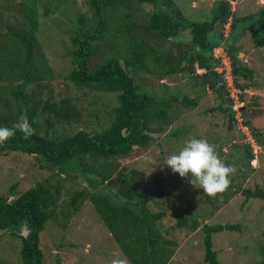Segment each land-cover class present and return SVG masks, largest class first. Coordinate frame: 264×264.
<instances>
[{
    "label": "trees",
    "instance_id": "obj_1",
    "mask_svg": "<svg viewBox=\"0 0 264 264\" xmlns=\"http://www.w3.org/2000/svg\"><path fill=\"white\" fill-rule=\"evenodd\" d=\"M84 1L90 11H79L76 15L72 36L75 49L69 52L74 68L67 78L80 88L117 94L119 105L112 108L106 116L111 123L108 128L97 127L92 132L83 129L70 136L57 133L58 126L80 123L83 115L71 97L61 100L52 97L43 99L45 89L49 87L42 85V82L51 78L52 73L36 35L39 29L37 12H27L31 30L25 25L22 33H4V37L8 36V41L0 46V83H9L0 85V126L12 127L21 113H26L34 134L24 139L17 132L14 137L0 145V152L30 154L44 170L51 168L59 172L54 171L46 180L13 200L0 196V236L9 235L20 241L19 264H43L44 253L40 238L46 231L47 224L60 218L67 221L68 213H78L86 202L91 201L130 264H170L177 254L179 244L166 236L169 231L163 218L167 213L164 209L155 210L152 206L153 200L163 195L178 197L175 193L190 178L179 180L171 192L159 191L151 199L146 193H140L136 189L139 178L137 169H131L129 176L125 173V168L121 171L116 170L117 168L112 170L106 165H102L103 169L98 168L99 159H127L136 146L139 151H143L149 143L155 141V135L164 133L165 128L173 122L169 114L177 104L187 102L192 108L196 106V101L187 96L181 102L178 95L157 98L144 93L141 86L135 83V77L142 72L165 79L189 70L198 78V87H207L215 96L223 97L225 91L219 85L223 77L217 71L222 60L215 57V50L223 47L231 61L237 86L242 90L247 88L248 85L240 83L239 80L245 76L250 79L252 72L243 67L238 59L239 52L242 51L224 41L223 30L231 21L230 41H237L244 31L249 30L255 47L264 49V6L259 15L258 28H250L248 22L252 16L237 17L231 10L230 0H215V6L210 10L195 9L201 10L207 18L193 23L188 22L173 0ZM146 4L153 6V14L144 30L140 33L136 24L127 27L123 23L120 24L119 35L111 40L108 32L110 21L123 15L121 9L124 7L129 16L134 17V7L138 6V10L142 11ZM211 17L213 18L210 20ZM216 23L221 26L219 32L215 31ZM147 37L152 38L154 46L147 41ZM161 39L166 42L173 41L172 49L175 45H184V40L190 41L189 46L175 57L173 52L168 54L165 50L158 49L163 46L158 41ZM105 45L108 46L106 50L110 49L114 54H108L104 64L94 69L89 67L91 57ZM184 62L188 65L183 66ZM197 63L200 68L207 70L206 74L196 75ZM34 82L38 88L28 91V87ZM124 129L126 135L123 133ZM172 136L179 138L178 133ZM221 151L222 147L218 148L217 152L221 154ZM246 153L249 162L253 160L254 155L249 148ZM73 175L81 176L91 188L81 191L69 189L67 194L71 196L61 203L63 209L58 211L66 177ZM54 180L56 182L52 185ZM17 186H12V196H16ZM232 186L229 183L222 193L228 195L227 197L232 195ZM243 195L247 200L253 198L264 201V190L259 187L256 191L247 189L243 191ZM214 198L218 199V196H207V199H203L216 205ZM181 201L190 204L183 199ZM193 208L191 206L186 214L179 215L177 212V223L172 229L196 232L201 228L205 234V262L221 264L217 251L214 250L213 234L225 230L237 231L240 227L231 223L202 226L194 218ZM24 228L29 231L27 236L23 234ZM261 252H264L262 247ZM59 262L58 257L57 264ZM0 264H9L8 259H0Z\"/></svg>",
    "mask_w": 264,
    "mask_h": 264
},
{
    "label": "rangeland",
    "instance_id": "obj_2",
    "mask_svg": "<svg viewBox=\"0 0 264 264\" xmlns=\"http://www.w3.org/2000/svg\"><path fill=\"white\" fill-rule=\"evenodd\" d=\"M173 1L179 6L189 23L200 22L206 18L201 10H192L193 0ZM230 2L231 10L236 13L237 17L252 16L248 25L250 28H258L264 0H237V2L230 0ZM197 6L212 7L215 4L206 2ZM79 11L85 13L90 11L84 0H0V41H3L0 46L5 45L4 41H8V36L4 37L5 32L22 33L25 25L31 30L27 12L38 14L39 29L36 35L52 73L51 78L42 82V85L49 87L45 89L43 99L52 97L61 100L71 97L83 115L80 123L57 127V133L65 136L74 135L83 129L92 132L97 127L108 128L111 123L106 116L112 108L119 105L117 94L80 88L67 78L74 68L73 58L69 52L75 49L72 36L77 21L76 15ZM121 11L122 16H116L113 23L110 21L111 26L108 32L111 40L119 35L120 24L123 23L127 27L136 24L139 27L137 30L141 33L149 23L153 14V6L146 4L142 11L135 6L134 17L129 16V12L124 7ZM46 13L49 15L47 16ZM215 31H221L218 23L215 24ZM223 31L225 38L229 37L232 31L231 21ZM186 36L189 35L186 33ZM147 38V41L154 46L152 38ZM242 39L243 43L238 46V49L251 55L250 67L253 78H256L254 82H257L254 86L260 90L258 81H264L262 70L264 54L259 50L252 52L255 44L249 32H246ZM158 41H160L159 44H163L158 49L165 50L168 54L173 52L175 57H178V53L189 46L190 40H184L185 44L181 47L175 45L174 49L171 48L173 41H168L170 44L164 39ZM235 41L232 40L231 46H235ZM107 47L105 45L103 49L96 51L89 61V67L94 69L104 64L106 56L114 54L112 50H106ZM219 51L221 52H217L216 55L218 57L222 55L227 60L223 50ZM121 63L124 66L123 61ZM239 81L240 83L251 82L243 79ZM196 82L197 77L189 70L181 75L175 74L165 79L146 72L135 77L136 85H140L144 93L157 98L178 95L181 102L185 101L184 98L187 96L196 101V106L192 108L187 102L177 104L169 114L173 122L165 128L164 133L155 135V141L149 143L143 151H139L136 146L127 159L100 158L98 168L103 169L102 165L109 166L112 170L117 168L118 171L125 168V173L129 176H131V169H137L139 178L136 189L154 199L152 196L159 191L171 192L182 179L179 174H174L162 162L165 156L178 152L186 139L190 137L206 139L216 146L217 151L222 147V155L218 152L220 158L226 165L235 169L229 177L233 185L232 195L227 197L228 195L222 192L217 193L215 196H218V199L214 198L216 205H211L205 200L207 195L203 194L202 189H197L187 182L175 193L178 197L163 195L153 200L152 206L155 210L164 209L167 213V216L163 218L164 225L169 231L166 236L179 244L177 254L170 264H207L205 262V234L202 229L196 232L180 228L172 229L177 223L176 213L186 214L191 206L194 207L192 209L194 218L198 219L202 226L228 223L239 225L240 229L237 231L225 230L213 234L214 250L217 251L221 264H264V252H261V247L264 249V201L253 198L247 200L243 195V191L247 189L256 191L259 187L264 190V107L262 110L255 109L252 113H245V117H240V113L233 110L230 115L226 111V114H223L220 109L223 106L221 95L215 96L207 87H198ZM7 83L9 82L4 81L0 85L5 86ZM165 84L166 86H163ZM36 88L38 86L34 82L28 87V91ZM197 90L199 92H196ZM246 98L250 100V95L247 94ZM261 100L264 106V98ZM238 102H241V99ZM246 120L251 122L248 129H245ZM174 133H178L179 138L173 137ZM247 148L254 155L250 162L246 153ZM54 171L59 172L51 168L44 170L36 158L30 154L13 151L0 152V196L13 200L46 180ZM55 182L56 180L51 184ZM14 184L18 185L16 196H12L11 191ZM87 187L91 188L79 175L66 177L58 211L63 209L61 203L71 196L67 194L69 189L81 191ZM181 199L190 204H184ZM68 215L67 221L61 218L58 221H50L46 226V231L41 234L43 264H57L58 257L60 259L58 264H112L113 260L119 259H124L127 264H130L104 226L91 201L86 202L78 213H68ZM24 231L26 228L23 229ZM20 247L21 243L17 239L9 235L0 236V259L3 261L8 259L9 264H19Z\"/></svg>",
    "mask_w": 264,
    "mask_h": 264
},
{
    "label": "clouds",
    "instance_id": "obj_3",
    "mask_svg": "<svg viewBox=\"0 0 264 264\" xmlns=\"http://www.w3.org/2000/svg\"><path fill=\"white\" fill-rule=\"evenodd\" d=\"M220 48L224 50V53L228 57L223 47H218L217 49ZM185 64L187 63L184 62L183 66ZM197 68L196 66V69ZM198 72L199 69H197V73ZM219 75L223 77L219 85L223 86L224 91L230 94V110H233L232 106L235 99L232 100V93L227 87L225 77L222 74ZM232 76L236 84L233 69ZM236 88L239 100L241 99L239 103H243L244 105L248 101L246 98L247 94L244 96L242 94V89L238 87L237 84ZM231 102H233V104H231ZM246 126L248 127V124H246ZM17 132H20L24 139L34 134V129L28 121L26 113H21L18 121L12 127L0 126V145L14 137ZM162 163L166 165L167 168L171 169L174 174H179L182 179L190 178L189 182L191 185L197 189H202L203 194L209 197H214L217 193L226 190L230 183L229 177L235 172L233 167L226 165L220 158L215 145L209 143L206 139L196 137L186 139L183 147L180 148L178 152L165 156ZM26 231L29 234L27 229ZM26 231L23 232L24 235ZM112 264H127V262L124 259H119L113 260Z\"/></svg>",
    "mask_w": 264,
    "mask_h": 264
},
{
    "label": "flooded vegetation",
    "instance_id": "obj_4",
    "mask_svg": "<svg viewBox=\"0 0 264 264\" xmlns=\"http://www.w3.org/2000/svg\"><path fill=\"white\" fill-rule=\"evenodd\" d=\"M262 6H264V3L262 4ZM246 32H249V30H246L244 31V34L242 37L238 38L237 41H235V47L238 49V46L241 45L243 43V39L244 38V35ZM232 33V31H231ZM231 33L229 35V39H231ZM250 33V32H249ZM242 39V40H241ZM228 45H230L232 43V41H227ZM261 52L262 54H264V49H257L256 47L253 49L252 52H255V51H258ZM262 50V51H260ZM239 51H242V50H239ZM213 52H214V49H213ZM240 54H243V57H240ZM263 56V55H262ZM238 59L240 60L241 62V65L243 67H246L247 69H249L251 72H252V69L250 67L251 63L249 62V59H251V55H248L246 52H239V57ZM264 59V57H263ZM196 66L198 67L199 69V72L197 73L196 71V74L201 76V75H204L207 73V70L205 69H202L200 68L199 64L197 63ZM262 70L264 71V68H262ZM244 81H251V82H245L248 87L245 88L244 90H242V94L244 96H246V94H249L250 95V100H248L244 105L240 106L239 107V111L237 113H240V117H245V113H252L253 110L257 109V110H262L263 109V104H262V101L261 100L262 98H264V94H262L264 92V88L262 86H264V81L261 82V81H258V85L261 87L260 90L255 88L254 86V83H257V82H254L256 81V78H253V73H252V79L249 80V78H247V76L244 77L243 79ZM264 80V79H263ZM197 81H198V78H197ZM243 83V84H245ZM229 97H230V94L225 92V95L222 98V103H223V107H222V113L223 114H231V110H230V102H229ZM261 97V98H260ZM244 111H242V109H245ZM226 111V113H225ZM246 122H248L246 120ZM251 123V122H249ZM249 125V124H248Z\"/></svg>",
    "mask_w": 264,
    "mask_h": 264
},
{
    "label": "built area",
    "instance_id": "obj_5",
    "mask_svg": "<svg viewBox=\"0 0 264 264\" xmlns=\"http://www.w3.org/2000/svg\"><path fill=\"white\" fill-rule=\"evenodd\" d=\"M219 50H223V49H217L216 50V53L217 52H221ZM215 53V57L217 59H221L222 60V64L220 67L217 68V71L220 73V74H224L223 76L225 77V80L227 82V87L229 89V91H231L232 93V97L233 99H235L234 101V104L232 106V109L233 111L235 112H238L239 111V107L243 105V103H239V96L237 95V88H236V84H235V81H234V78L232 76V69H231V61L229 60V58L226 56V54L224 53V50H223V53L226 57L227 60H225V58L221 55L220 57H218ZM239 103V104H238ZM245 129H248V127L246 126ZM243 132L244 129H243ZM252 147L254 148V145H252Z\"/></svg>",
    "mask_w": 264,
    "mask_h": 264
},
{
    "label": "crops",
    "instance_id": "obj_6",
    "mask_svg": "<svg viewBox=\"0 0 264 264\" xmlns=\"http://www.w3.org/2000/svg\"><path fill=\"white\" fill-rule=\"evenodd\" d=\"M200 1V2H199ZM232 1H234V0H232ZM236 2H237V0H235ZM206 2H212V5H214L215 4V0H193V4H192V6H191V8H192V10H195V9H200L201 7H199V6H197V5H199V4H203V3H206ZM262 4V3H261ZM214 6H212V7H202V8H207V9H211V8H213ZM206 18H207V16H206ZM224 41H230V39H229V37H224ZM168 43V42H167ZM168 44H170V43H168ZM240 57H243V54H240ZM181 75V74H180Z\"/></svg>",
    "mask_w": 264,
    "mask_h": 264
},
{
    "label": "water",
    "instance_id": "obj_7",
    "mask_svg": "<svg viewBox=\"0 0 264 264\" xmlns=\"http://www.w3.org/2000/svg\"><path fill=\"white\" fill-rule=\"evenodd\" d=\"M244 110H246V108L245 109H242V111H244ZM125 132H126V130L124 129L123 130L124 135H126ZM25 235H26V232H25Z\"/></svg>",
    "mask_w": 264,
    "mask_h": 264
}]
</instances>
